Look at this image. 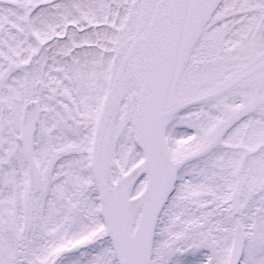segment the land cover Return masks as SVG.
Listing matches in <instances>:
<instances>
[{
  "label": "snow or ice",
  "instance_id": "6c2138e0",
  "mask_svg": "<svg viewBox=\"0 0 264 264\" xmlns=\"http://www.w3.org/2000/svg\"><path fill=\"white\" fill-rule=\"evenodd\" d=\"M0 264H264V0H0Z\"/></svg>",
  "mask_w": 264,
  "mask_h": 264
}]
</instances>
